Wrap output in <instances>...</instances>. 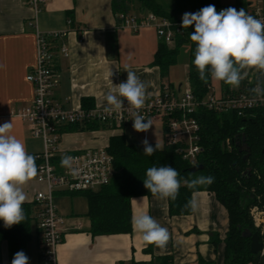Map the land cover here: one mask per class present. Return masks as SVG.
Returning <instances> with one entry per match:
<instances>
[{"label":"crops","instance_id":"0c3cea01","mask_svg":"<svg viewBox=\"0 0 264 264\" xmlns=\"http://www.w3.org/2000/svg\"><path fill=\"white\" fill-rule=\"evenodd\" d=\"M260 6H264V0L257 6L250 4L249 8ZM35 21L41 32H68L65 42L70 55L64 58L58 53L57 83L52 92L53 98L67 109L83 107L86 97L94 106L104 108V95L111 82L113 85L126 82V69L134 71L148 84L145 102L159 95L164 85H170L178 93L184 91L181 84L177 86L163 79L160 68L154 64L162 41L156 29L150 27L134 32L122 28L112 0H40L38 9L29 0H0V125L13 121V134L25 143L29 154L44 151V141L35 137L29 123L17 114V110L28 105L34 96V85L27 80V75L37 63V35L32 24ZM257 73L260 72L248 70L239 87L225 84L221 96L238 92L247 98H257L250 91L258 83L262 84L261 73ZM131 127L133 123L129 122L123 126L101 125L94 129L65 128L61 132L58 155L106 148L116 134H125L129 142H139L130 141ZM163 134L165 138L164 128ZM64 168L56 164L57 170ZM46 190L45 183L33 178L24 186L26 202L34 203L36 194ZM53 194L58 212L65 219L63 239L57 252L60 264H135L157 261L163 256H168L173 264L224 263L229 212L213 192L196 191L193 199L197 201V210L180 216L170 214L168 199L153 196L132 199L133 217L146 212L168 229L170 239L164 248L147 244L134 230L93 235L92 222L87 215V198L79 192L64 190H56ZM217 237L219 242L214 243ZM1 252L3 264H9L6 245Z\"/></svg>","mask_w":264,"mask_h":264},{"label":"trees","instance_id":"16d2710c","mask_svg":"<svg viewBox=\"0 0 264 264\" xmlns=\"http://www.w3.org/2000/svg\"><path fill=\"white\" fill-rule=\"evenodd\" d=\"M112 5L117 15L152 11L171 21L181 20L184 13H195L208 5H214L217 12L223 6L221 0H112ZM236 6L247 9L249 3L238 0ZM193 31V25L185 28L172 45L161 41L155 54L154 64L160 68L161 77L167 78L170 67L179 61L182 49L188 47L189 85L197 100L202 101L210 93L212 82L210 75L207 82L200 80L193 64L196 47L195 42L190 39V33ZM261 75L264 76V73ZM234 94L238 92L230 95ZM93 106L90 98L83 99L84 108L89 109ZM197 117L201 123L200 143L203 147L197 164H203L204 168L195 173L189 170L195 163L185 160L174 146L157 143L155 152L148 156L144 153L142 142H129L125 134H116L110 138L106 149L113 155L116 169L112 181L98 190L79 192L88 200L87 215L92 222L90 231L93 235L132 232V199L137 196L152 197L143 183L147 169L152 166L168 165L179 172L178 178L182 182L177 198L168 199L170 214L178 216L190 214L192 209L188 207V204L193 200V194L196 191L215 193L218 201L227 208L230 219L229 229L224 238L223 264H264V258L260 253L252 254L251 240L242 236L245 228L256 231L250 216L251 207L258 205L264 209V107H246L241 111L232 109L227 112L199 107ZM101 125L107 124L98 121L84 124L73 123L62 126L60 131L62 132L65 128L94 129ZM163 128L165 133V122ZM149 144L155 147L156 142H149ZM243 144L248 145L249 153L240 151ZM247 154L248 157L244 159L243 157ZM31 155L36 158V164L39 167L41 159L36 154ZM62 156L57 154L54 158L55 167L56 164L61 165ZM246 172L250 175L245 174ZM199 176H212L214 182L211 185L196 188H189L183 183L184 180ZM22 207L26 216L22 223L5 228L3 221L0 220V264H3L1 252L3 245H6L8 250L9 264L18 251H23L27 255L26 250L34 229L37 233L41 260V231L36 216L40 206L35 201L34 203L25 202ZM213 241L218 243V237ZM170 263L172 260L168 256H163L157 261L135 264Z\"/></svg>","mask_w":264,"mask_h":264},{"label":"built area","instance_id":"2783aa9c","mask_svg":"<svg viewBox=\"0 0 264 264\" xmlns=\"http://www.w3.org/2000/svg\"><path fill=\"white\" fill-rule=\"evenodd\" d=\"M39 2L40 0H29L35 9H38ZM224 9L227 8L222 6L220 11ZM235 9L239 11L241 7L236 6ZM244 10L249 15L264 20V6ZM117 18L119 26L134 32L144 28H155L159 38L167 44H173L175 38L182 35L185 29L181 27L182 18L171 21L152 11L121 13ZM32 24L37 35V63L33 71L27 75V80L34 85V96L28 105L17 110V114L29 123L32 134L44 141V151L36 154L41 159L36 179L47 186L46 192L39 191L36 194V202L40 206L36 216L42 240L40 264H60L57 252L63 239L65 219L58 212L53 193L56 190L69 192L98 190L108 185L116 172L114 157L106 148L70 153L68 156L74 158L71 169L65 167L64 170L57 172L53 160L59 151L60 128L68 124H84L92 121L123 126L129 122L133 123L132 112L135 109L128 108V103H124V109L120 112L106 113L102 107L67 109L59 101L57 102L52 95L57 83L55 62L59 54L64 58L70 55L69 47L65 42L68 32H41L36 27L37 21ZM81 37L84 38L83 35ZM257 106L264 107V96L251 99L238 93L216 98L208 94L204 100L199 101L190 87L178 93L170 85H164L161 93L145 102L139 113L151 122L157 119L163 124L165 122L164 143L174 146L185 160L197 164L203 151L200 143L201 123L197 117L199 107L227 112L232 109L241 111L242 108ZM147 132H143L144 140L147 139ZM252 212L257 230L264 236V209L255 205L252 207ZM260 255L264 258V248Z\"/></svg>","mask_w":264,"mask_h":264},{"label":"clouds","instance_id":"9594fccd","mask_svg":"<svg viewBox=\"0 0 264 264\" xmlns=\"http://www.w3.org/2000/svg\"><path fill=\"white\" fill-rule=\"evenodd\" d=\"M192 25L194 31L190 33V39L196 45L193 64L200 80L207 82L210 75L213 80L239 87L247 77L248 70L264 73V20L249 15L243 8L238 11L229 7L217 12L214 5H208L198 12L184 13L181 27L189 28ZM125 71L126 82L118 85L111 82L104 95L106 104L103 110L106 113L120 112L126 100L128 108L135 109L132 112L134 130L147 132L152 122L141 115L139 109L145 103L148 84L134 71ZM111 75L110 72L109 77ZM250 91L256 97L264 96V87L259 83ZM13 128V121L0 125V220L5 228L26 219L22 205L28 197L24 186L38 175L36 158L27 152L25 143L13 134ZM142 143L148 156L158 147L157 143L155 147L150 145L147 139ZM73 160V157L64 155L61 166L71 169ZM179 175L174 167L168 165L149 167L143 180L144 187L153 197L175 200L182 183ZM213 182L212 176L183 181L189 188L211 185ZM188 207L196 211L197 201H189ZM132 227L142 235L144 242L159 248H164L170 239L168 229L146 212L133 217ZM11 264H29V258L23 251H18Z\"/></svg>","mask_w":264,"mask_h":264},{"label":"rangeland","instance_id":"374dc122","mask_svg":"<svg viewBox=\"0 0 264 264\" xmlns=\"http://www.w3.org/2000/svg\"><path fill=\"white\" fill-rule=\"evenodd\" d=\"M249 3V5H253V6H257V4H260L263 0H243ZM238 3V0H221V4L223 5V7L229 8H236V5ZM172 45V44H169ZM189 48L188 47H184V49H182V53L179 57V61L172 65L170 67L169 70V75L167 77V80H170L171 83H173L174 85L179 86L180 84L183 86L184 89L189 88V67H188V58H189ZM258 75L260 73H257ZM261 76V85L264 84V76ZM211 82H212V87L210 90L209 94L214 95L216 98H220L222 97V88H225V83L222 81H216L213 80L211 78ZM227 86V85H226ZM229 86V85H228ZM129 133H131L133 136H130V134L128 133L129 139L130 141H139L142 142L143 136L144 134L141 132H137L134 130L133 127L129 128ZM148 139L150 142H156L159 145H162L164 143V134H163V123L162 121H155L152 123L151 128L148 131ZM135 137V138H133ZM84 196V195H83ZM254 207V206H253ZM261 208V207H260ZM262 209V208H261ZM250 216L252 218V221L254 223V226L256 228V230L258 229L257 226L255 225V221H254V214L252 212V207L250 209ZM35 227V225H34ZM37 233H36V229L33 230V236L32 239L29 241L28 243V247H27V257L29 258V264H38L40 263V258H39V253L40 251L39 246H38V240H37Z\"/></svg>","mask_w":264,"mask_h":264},{"label":"water","instance_id":"95a60500","mask_svg":"<svg viewBox=\"0 0 264 264\" xmlns=\"http://www.w3.org/2000/svg\"><path fill=\"white\" fill-rule=\"evenodd\" d=\"M241 152H250V148L247 144L241 145L240 148ZM248 157V154L245 155L243 158L246 159ZM204 168L203 164H195L192 167L189 168V170L193 173L198 172ZM245 174L250 175V173L246 172ZM242 236L244 238H249L251 240V252L252 254H259L262 252L264 248V236H262L259 232V230L253 231L250 228H245L242 231Z\"/></svg>","mask_w":264,"mask_h":264}]
</instances>
